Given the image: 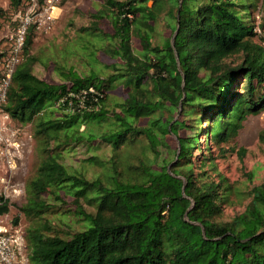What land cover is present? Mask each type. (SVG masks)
I'll use <instances>...</instances> for the list:
<instances>
[{"label": "trees", "instance_id": "trees-1", "mask_svg": "<svg viewBox=\"0 0 264 264\" xmlns=\"http://www.w3.org/2000/svg\"><path fill=\"white\" fill-rule=\"evenodd\" d=\"M258 2L103 0L44 63L54 80L33 72L29 26L3 104L39 155L20 208L28 264H264V181L224 221L234 185L203 168H216L210 142L226 158L222 144L264 110ZM258 26L264 41V14Z\"/></svg>", "mask_w": 264, "mask_h": 264}, {"label": "rangeland", "instance_id": "rangeland-1", "mask_svg": "<svg viewBox=\"0 0 264 264\" xmlns=\"http://www.w3.org/2000/svg\"><path fill=\"white\" fill-rule=\"evenodd\" d=\"M102 4L103 0H59L51 17L50 12L44 13L42 20H36L33 23L36 28L30 52L40 61L32 67L37 76L47 80L56 79L53 64L44 63L60 58L64 49L75 38L76 27L89 25L91 21H94L90 15ZM42 11V4H39L38 0H23L18 8L12 7L10 0H0V85L6 77L5 61L11 49L19 18L27 12L38 14ZM262 14H264V0H259L258 8L253 13V23L256 25L258 39L264 42L263 30L258 26ZM102 25L109 29L107 24ZM160 30L169 33L163 27ZM133 42L135 47H139L136 39ZM232 61L237 63L235 59ZM240 81L245 80L242 78ZM2 100L0 96V194L8 198L10 208L7 213L0 215V225L20 230L24 238L20 258L26 263L28 248L25 234L32 221L24 216L20 208L26 201V183L35 173L39 155L31 124L10 117L3 108ZM6 115L7 117H4ZM176 117L182 119L180 113H177ZM204 139L202 137L203 148L205 147ZM172 142L175 143V137L172 138ZM222 145L231 150L227 153V157L220 158L215 145L210 142L211 150L214 151L211 157L216 168H212L209 163L203 168L207 169L212 178H217V171H219L234 185L236 192L232 195L231 201L224 206L220 218L226 221L244 211L250 200L251 189L264 181V110L257 114H249L242 121L234 140ZM83 157H85L83 150L78 149L76 156L68 158L67 162H73L76 165ZM200 164L196 162V166Z\"/></svg>", "mask_w": 264, "mask_h": 264}, {"label": "built area", "instance_id": "built-area-1", "mask_svg": "<svg viewBox=\"0 0 264 264\" xmlns=\"http://www.w3.org/2000/svg\"><path fill=\"white\" fill-rule=\"evenodd\" d=\"M58 1L59 0H44L42 3V12L38 14L27 12L19 18L11 49L5 61L7 70L6 77L3 78L4 81L0 85V96L3 102L5 101L6 88L9 84L11 75L21 60L24 41L29 26L36 20H42V15L44 13L50 12L51 17L54 9L57 8ZM2 90L3 93L1 94ZM4 117H7V115ZM23 246L24 238L18 228L10 229L5 225H0V264H28V260L25 263L20 258V251Z\"/></svg>", "mask_w": 264, "mask_h": 264}]
</instances>
